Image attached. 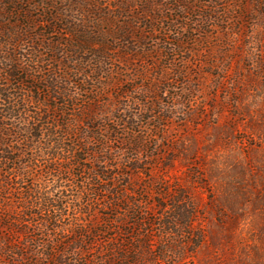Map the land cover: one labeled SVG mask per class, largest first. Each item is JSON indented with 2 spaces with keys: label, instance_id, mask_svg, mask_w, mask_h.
<instances>
[{
  "label": "rangeland",
  "instance_id": "374dc122",
  "mask_svg": "<svg viewBox=\"0 0 264 264\" xmlns=\"http://www.w3.org/2000/svg\"><path fill=\"white\" fill-rule=\"evenodd\" d=\"M243 1V13H254L252 22L242 21L239 0H0V69L14 51L3 46L5 34L18 36L29 27L46 34L27 33L15 49L18 65L36 71L41 88L36 94L49 95L40 79L50 78L69 91L68 97L60 91L50 100L57 107L53 113L91 114L95 99L105 111L96 120L107 126L103 134L113 128L122 132L129 122L122 134L128 139L136 131L145 149L132 156L120 153L118 142L109 145L119 165L139 161L133 182L151 185L149 212L158 211L159 185L183 190L196 203V236L184 240L182 256L174 258L172 252L164 260L166 239L157 226L153 255L146 254L144 264H264V6L263 0L257 7ZM210 16L216 18L209 23ZM68 31H77L79 38ZM81 33L98 43L75 54L69 45ZM52 43L60 55L46 50ZM76 63L87 76L70 71ZM5 77L0 73L11 94H35L14 89V80ZM67 235L60 230L50 239L68 243ZM40 252L35 258L49 264L43 255L48 251ZM159 257L162 261L154 262Z\"/></svg>",
  "mask_w": 264,
  "mask_h": 264
},
{
  "label": "trees",
  "instance_id": "16d2710c",
  "mask_svg": "<svg viewBox=\"0 0 264 264\" xmlns=\"http://www.w3.org/2000/svg\"><path fill=\"white\" fill-rule=\"evenodd\" d=\"M252 1L257 7L262 0ZM245 2L239 0L237 12L243 22H252L254 13L245 15ZM151 8L155 9L153 4ZM233 13L238 16L235 10ZM261 15L264 16V12L261 11ZM214 18L210 16L208 22ZM68 32L79 38L77 31ZM27 33L34 37L47 36L33 33L31 27L18 36H3L7 38L3 46L14 51L7 53L0 73L14 80V89L23 87L35 94L31 97L11 94L12 89L2 84L0 78L3 106L0 108V261L43 264L35 255L45 249L48 254L43 255L49 264H62L61 261L67 264L68 257L74 259L68 264H144L145 255H153V230L157 226L160 236L166 239L161 250L164 260L171 258L172 252L174 258L181 257L188 245L184 240L191 242L196 236L193 233L198 219L196 203L183 190H164L163 185H159L157 191L162 192V199H155L158 211L149 212L145 208L146 195L153 189L150 184L133 182L134 174L141 170L139 161L127 160L132 162L129 167L126 161L119 165V158L109 145L112 141L118 142L120 153L134 156L145 149L143 141L136 131L128 139L124 137L122 132L129 129V122L122 127V132L113 128L103 134L107 126L97 124L96 120L105 111L95 99L88 108L91 114L53 113L57 107H51L50 100H56L60 91L68 97L69 91L50 78H41L49 95L42 98L36 94L41 90L35 83L38 81L36 71L21 68L15 50L25 42ZM81 37L69 45L73 53L87 52L89 44L98 43L85 39L84 34ZM46 50L60 55L53 43ZM102 52L101 58H106L103 49ZM34 62L35 59L31 60L32 64ZM56 62L60 66L58 58ZM77 64L72 70L68 65L64 67L87 76V70ZM35 105L37 110H31ZM155 119L161 121L165 116ZM40 161L45 167L39 166ZM38 176L43 179L39 183L36 182ZM50 180L49 185L46 181ZM93 213L98 217L95 220ZM60 230H66L68 235L64 238L72 240L68 243L51 241V234L59 235ZM158 261H162L160 257L154 259Z\"/></svg>",
  "mask_w": 264,
  "mask_h": 264
}]
</instances>
